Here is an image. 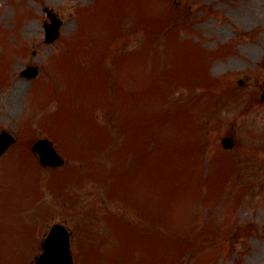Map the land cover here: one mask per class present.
I'll return each mask as SVG.
<instances>
[{
	"label": "rangeland",
	"instance_id": "1",
	"mask_svg": "<svg viewBox=\"0 0 264 264\" xmlns=\"http://www.w3.org/2000/svg\"><path fill=\"white\" fill-rule=\"evenodd\" d=\"M93 1L0 0V130L20 137L6 154L28 128L66 160H0V264H29L59 221L75 264H264V0H119L81 29ZM45 7L61 19L51 43ZM28 64L38 77L19 75Z\"/></svg>",
	"mask_w": 264,
	"mask_h": 264
},
{
	"label": "water",
	"instance_id": "2",
	"mask_svg": "<svg viewBox=\"0 0 264 264\" xmlns=\"http://www.w3.org/2000/svg\"><path fill=\"white\" fill-rule=\"evenodd\" d=\"M59 21H54L45 30L46 42L53 41L58 35ZM37 69L30 67L22 74H26L28 77H32L36 74ZM264 99V91L262 93ZM14 141L12 134L2 131L0 133V154L5 148ZM222 143L225 147H230L233 140L230 137H224ZM33 150L37 151L40 155V161L43 165H59L63 160L56 153L52 146V142L47 139L39 140L33 145ZM64 235V239L60 238ZM44 252L37 260L36 264H73L72 257L69 251L67 231L61 226H53L47 239L43 243Z\"/></svg>",
	"mask_w": 264,
	"mask_h": 264
},
{
	"label": "trees",
	"instance_id": "3",
	"mask_svg": "<svg viewBox=\"0 0 264 264\" xmlns=\"http://www.w3.org/2000/svg\"><path fill=\"white\" fill-rule=\"evenodd\" d=\"M137 119H138V118H137L136 116H133L134 124H135V125L139 124L140 128H141L142 130H144V128L146 127V123L143 122V121H141L140 119L137 121ZM113 124H114V123H113ZM127 124H128V125L130 124V118L128 119ZM147 129H148V123H147ZM160 147H161V145H160Z\"/></svg>",
	"mask_w": 264,
	"mask_h": 264
}]
</instances>
